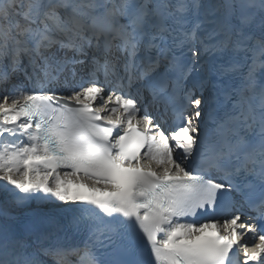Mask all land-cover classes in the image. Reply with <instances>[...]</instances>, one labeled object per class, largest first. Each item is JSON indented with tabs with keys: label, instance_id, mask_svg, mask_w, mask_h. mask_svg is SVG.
I'll return each mask as SVG.
<instances>
[{
	"label": "snow or ice",
	"instance_id": "6c2138e0",
	"mask_svg": "<svg viewBox=\"0 0 264 264\" xmlns=\"http://www.w3.org/2000/svg\"><path fill=\"white\" fill-rule=\"evenodd\" d=\"M0 264H264V0H0Z\"/></svg>",
	"mask_w": 264,
	"mask_h": 264
}]
</instances>
